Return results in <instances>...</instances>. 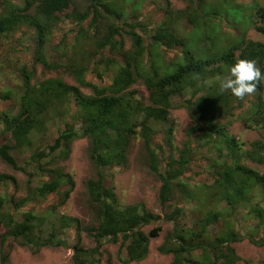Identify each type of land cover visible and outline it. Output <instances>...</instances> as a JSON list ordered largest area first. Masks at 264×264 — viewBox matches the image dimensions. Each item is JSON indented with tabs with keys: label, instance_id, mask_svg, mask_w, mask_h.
I'll return each mask as SVG.
<instances>
[{
	"label": "trees",
	"instance_id": "16d2710c",
	"mask_svg": "<svg viewBox=\"0 0 264 264\" xmlns=\"http://www.w3.org/2000/svg\"><path fill=\"white\" fill-rule=\"evenodd\" d=\"M137 1L92 0L81 8L78 0H0V42L10 44L4 62L15 67L0 62V74L14 88L8 99L19 96L0 114V136L10 139L0 155L30 179L27 197L16 201V182L0 175V264H10L11 239L32 250L71 248L74 264H112L103 260L106 242L119 245L124 264L144 261L164 232L153 226L162 217L142 203L122 205L105 175L127 165L134 141L161 183L164 218L174 228L159 250L172 264H264L245 261L234 246L248 237L264 248V80L243 99L219 87L239 59L256 60L264 72V43L248 38L251 28L264 34V0H187L180 10L151 0L145 21L135 15ZM178 107L193 120L187 132L198 148L175 145L169 122ZM236 123L260 138L248 143L233 132ZM48 129L53 143L33 140ZM79 138L90 141L99 173L86 185L90 228L60 211L75 181L56 160L68 158ZM49 197L60 203L43 209ZM243 215L250 225H242ZM83 231L92 249L70 244Z\"/></svg>",
	"mask_w": 264,
	"mask_h": 264
},
{
	"label": "rangeland",
	"instance_id": "374dc122",
	"mask_svg": "<svg viewBox=\"0 0 264 264\" xmlns=\"http://www.w3.org/2000/svg\"><path fill=\"white\" fill-rule=\"evenodd\" d=\"M79 6L81 8H85L90 5L92 0H78ZM169 2L170 6L175 10L184 9L187 6V0H160ZM240 1V0H236ZM151 0H139L134 2L138 4L140 10L136 12V17L142 19V21L146 19L147 16L152 15V12L148 10V4L151 3ZM133 3V2H132ZM158 5L160 3L156 2ZM157 4L154 5V10L159 7ZM131 2H129V5ZM248 38L254 39L256 41H261L264 43V34H259L254 28H251L248 32ZM127 48H129V40L126 38ZM8 47L10 44L0 42V62H3L4 66L2 69H15L13 65H10L8 68L5 65L4 60L9 58L8 56ZM103 66V65H102ZM100 66V68L102 67ZM0 68V69H1ZM103 69V68H101ZM5 70H2L4 72ZM0 74V114L6 110H12L15 106V103L19 100V96H12L11 99H8L7 95L9 89L12 88V82H9ZM52 77H58L60 74H56L55 72H50ZM46 76L49 75L46 73ZM70 84H73V80L69 78L65 74H61ZM92 80H95L92 76ZM134 89L140 91V93L145 94V88L137 84ZM84 92H90L87 89H83ZM7 97V98H6ZM186 98H188L186 96ZM185 98V99H186ZM171 121L169 124L175 123L176 125V134H175V145L183 149L185 144H190L191 147L194 146L198 148L200 145L199 141L191 140L188 137V129L193 125V120L189 115V112L184 107H178L174 109L171 116ZM233 132L235 134L241 135L248 143L258 140L260 138L259 134L255 131L245 130L241 123H236L233 126ZM45 135V136H44ZM54 134L52 131L48 129L43 134L34 133L33 140L35 141L37 138H45V145L47 143H53ZM10 142L9 138H4L0 136V149L4 144H8ZM91 148L92 145L87 138H79L76 139L71 146V153L68 158L58 157L56 160V166L64 167L66 172H69L73 175L75 181V188L71 193L70 198L65 202L63 206L60 207V211L66 214L69 217L77 218L81 221L82 226L84 228H90L95 226V212L93 208V203L91 202V198L87 191V183L90 180H98L99 173L91 160ZM25 150V153H27ZM19 159H23V154L14 152ZM26 154L25 156H27ZM28 161V159H27ZM54 167V166H51ZM261 171L264 173V167H261ZM201 172V170H200ZM0 175L11 177L16 182V201H20L27 197V189L29 186V176L20 169H15L12 166L5 163L0 155ZM107 178V185L114 191L118 201L122 205H135V204H145L149 211L153 212L156 215L162 217V220L155 223L153 226H162L164 228V232L162 236L153 240L148 257L142 262H133L131 264H172L174 257L172 255L164 254L160 252V247L165 243L166 236L170 233L174 226L172 222H167L165 217L164 210L160 204L159 194L161 183L158 178L155 176L153 172H151L148 166V157L143 149L142 143L138 141H134L128 156V163L125 167L110 169L105 172ZM37 184V183H36ZM47 200L42 206L43 209H48L53 203H60L56 199ZM242 225H250L249 222L245 221V219H250L247 216H242ZM247 232L245 228L242 229ZM4 233V229H0V261H1V253H2V234ZM69 238L70 244L74 241L80 243V247L84 249H92L95 246L93 239L86 233L85 231L81 232V236L75 238ZM236 249L238 252V256L242 257L245 261L257 263L260 260L264 259V248H259L254 246L248 237L237 243ZM6 252L8 254V260L10 264H74L73 255L74 251L71 248L64 247H44L40 250H32L29 247L21 245L19 242L14 240H9L6 245ZM124 255L119 254V245H114L113 243H105L103 248V260L107 263V259L112 264H124L123 262Z\"/></svg>",
	"mask_w": 264,
	"mask_h": 264
},
{
	"label": "clouds",
	"instance_id": "9594fccd",
	"mask_svg": "<svg viewBox=\"0 0 264 264\" xmlns=\"http://www.w3.org/2000/svg\"><path fill=\"white\" fill-rule=\"evenodd\" d=\"M262 80L264 72L256 60L239 59L229 68V74L220 80L219 87L221 91H230L234 97L243 99L253 94Z\"/></svg>",
	"mask_w": 264,
	"mask_h": 264
}]
</instances>
